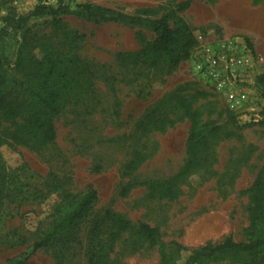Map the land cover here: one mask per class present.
Wrapping results in <instances>:
<instances>
[{
	"label": "rangeland",
	"instance_id": "374dc122",
	"mask_svg": "<svg viewBox=\"0 0 264 264\" xmlns=\"http://www.w3.org/2000/svg\"><path fill=\"white\" fill-rule=\"evenodd\" d=\"M184 2L191 5L179 15L196 43L199 35L238 38L264 60V0H79L154 19ZM40 5L0 0V17L26 16ZM155 40L150 30L76 14L33 18L6 36L9 70L23 87L7 96L10 110L0 111V181L9 189L0 205V264H160L158 247L140 234L143 224L158 229L170 252L184 248L179 264L207 245L247 240L264 170V87L256 85V122L231 111L189 59L169 73L164 63L121 58ZM45 81L58 108L51 142L39 129L44 111L26 92ZM194 122L210 125L196 148ZM91 190L99 197L90 216L66 239L35 251L57 203ZM95 236L104 249L94 246Z\"/></svg>",
	"mask_w": 264,
	"mask_h": 264
},
{
	"label": "trees",
	"instance_id": "16d2710c",
	"mask_svg": "<svg viewBox=\"0 0 264 264\" xmlns=\"http://www.w3.org/2000/svg\"><path fill=\"white\" fill-rule=\"evenodd\" d=\"M190 5V2L181 3L175 10H171L159 19L125 14L90 4H80L75 10L67 6L49 7L40 5L26 16L10 11L6 17H0L4 22V27L0 33V111L8 112L10 110L7 96L23 87L10 73L8 60L4 54V39L10 33L17 34L23 31L31 19L51 16L54 20H58L59 17L64 15L76 14L87 22L95 24L114 23L150 30L156 36L153 43L135 54L121 55V58L151 68H156L164 63L169 73H171L183 61L190 58L197 45L189 26L179 15L181 12L186 11ZM47 85L48 81H45L41 90L28 89L26 92L32 96L34 104L44 111L45 115L41 119L39 129L44 141L51 142L55 139L52 116L58 112V108L55 96L49 94L46 90ZM256 85L258 88L264 87V75L257 77ZM260 124L264 126V111ZM209 132V124L199 125L194 122L189 137L193 148L204 144ZM3 144L5 143L0 137V147ZM3 181H0V205L9 193V189ZM98 197V192L95 190L78 196L65 195L55 206L49 229L34 245V250L47 248L66 239L73 230L77 229L90 216ZM129 228V223H122L123 230ZM139 230L146 241L158 247L160 264H179L183 259L184 248L179 244H175L171 248L172 252H170L158 229L143 224ZM93 244L102 249L105 248L98 236H95ZM224 262L230 264H264V170L255 184L254 209L247 240L245 242H235L232 238H227L218 245H207L193 251L184 264H220ZM7 264H25V262L15 258L9 260Z\"/></svg>",
	"mask_w": 264,
	"mask_h": 264
},
{
	"label": "built area",
	"instance_id": "2783aa9c",
	"mask_svg": "<svg viewBox=\"0 0 264 264\" xmlns=\"http://www.w3.org/2000/svg\"><path fill=\"white\" fill-rule=\"evenodd\" d=\"M49 7L67 6L76 9L79 0H41ZM4 22L0 19V33ZM188 63L193 74L220 94L227 107L238 114L256 116L260 94L256 81L264 60L238 38L210 39L203 35L197 38Z\"/></svg>",
	"mask_w": 264,
	"mask_h": 264
}]
</instances>
